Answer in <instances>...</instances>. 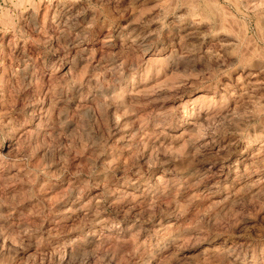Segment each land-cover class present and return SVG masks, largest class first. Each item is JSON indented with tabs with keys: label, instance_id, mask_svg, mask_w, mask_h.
<instances>
[{
	"label": "rangeland",
	"instance_id": "rangeland-1",
	"mask_svg": "<svg viewBox=\"0 0 264 264\" xmlns=\"http://www.w3.org/2000/svg\"><path fill=\"white\" fill-rule=\"evenodd\" d=\"M0 264H264V0H0Z\"/></svg>",
	"mask_w": 264,
	"mask_h": 264
},
{
	"label": "bare ground",
	"instance_id": "bare-ground-1",
	"mask_svg": "<svg viewBox=\"0 0 264 264\" xmlns=\"http://www.w3.org/2000/svg\"><path fill=\"white\" fill-rule=\"evenodd\" d=\"M171 1H172V0H171ZM172 3H175V2H172ZM172 3H171V4H172ZM171 4H170V5H171ZM237 263H238V262H237Z\"/></svg>",
	"mask_w": 264,
	"mask_h": 264
}]
</instances>
